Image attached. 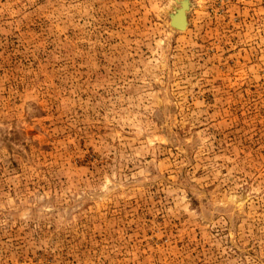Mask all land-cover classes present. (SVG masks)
<instances>
[{
    "label": "rangeland",
    "instance_id": "1",
    "mask_svg": "<svg viewBox=\"0 0 264 264\" xmlns=\"http://www.w3.org/2000/svg\"><path fill=\"white\" fill-rule=\"evenodd\" d=\"M0 264H264V0H0Z\"/></svg>",
    "mask_w": 264,
    "mask_h": 264
},
{
    "label": "bare ground",
    "instance_id": "2",
    "mask_svg": "<svg viewBox=\"0 0 264 264\" xmlns=\"http://www.w3.org/2000/svg\"><path fill=\"white\" fill-rule=\"evenodd\" d=\"M179 12V11H178ZM184 13H185V11L184 10H181L180 12H179V14L176 16V19H175V21H174V23L177 25V26H179V27H185V18H184Z\"/></svg>",
    "mask_w": 264,
    "mask_h": 264
},
{
    "label": "water",
    "instance_id": "3",
    "mask_svg": "<svg viewBox=\"0 0 264 264\" xmlns=\"http://www.w3.org/2000/svg\"><path fill=\"white\" fill-rule=\"evenodd\" d=\"M181 10H184V11H185V13H184V18H185V23H186V24H185V27H179V26H177V25L174 23V21H175V19H176V16L179 14V12H180ZM179 12H178L177 15H175V16L173 17V19H172V24H173L176 28H179V29H185L186 26H187V14H186V6H184V4H183V8L179 9Z\"/></svg>",
    "mask_w": 264,
    "mask_h": 264
}]
</instances>
